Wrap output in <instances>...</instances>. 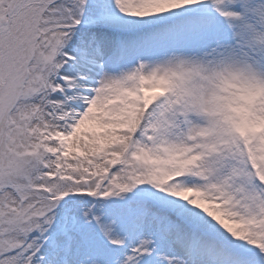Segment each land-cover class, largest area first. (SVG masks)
<instances>
[{
  "label": "snow or ice",
  "instance_id": "snow-or-ice-1",
  "mask_svg": "<svg viewBox=\"0 0 264 264\" xmlns=\"http://www.w3.org/2000/svg\"><path fill=\"white\" fill-rule=\"evenodd\" d=\"M0 264H264V0H0Z\"/></svg>",
  "mask_w": 264,
  "mask_h": 264
}]
</instances>
